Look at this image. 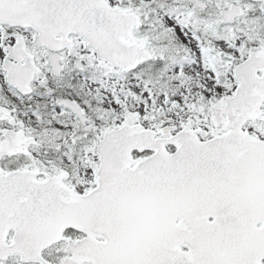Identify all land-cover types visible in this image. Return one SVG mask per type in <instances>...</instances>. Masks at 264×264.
<instances>
[{"label": "snow or ice", "instance_id": "1", "mask_svg": "<svg viewBox=\"0 0 264 264\" xmlns=\"http://www.w3.org/2000/svg\"><path fill=\"white\" fill-rule=\"evenodd\" d=\"M0 264H264V0H0Z\"/></svg>", "mask_w": 264, "mask_h": 264}]
</instances>
